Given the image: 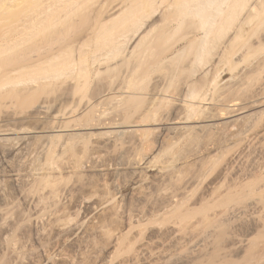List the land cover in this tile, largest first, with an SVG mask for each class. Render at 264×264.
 I'll return each mask as SVG.
<instances>
[{"label":"bare ground","instance_id":"obj_1","mask_svg":"<svg viewBox=\"0 0 264 264\" xmlns=\"http://www.w3.org/2000/svg\"><path fill=\"white\" fill-rule=\"evenodd\" d=\"M263 49L264 0H0L1 105L32 100L34 115L52 121L48 130L8 128L0 136L16 135L22 147L34 133H48L47 142L58 143L61 131L109 129L119 144L138 127L140 144L155 131L158 142L167 133L180 134V143L196 141L223 116L237 117L232 126L264 113V79H257ZM243 90L249 92L245 99ZM248 111H254L248 119L238 118ZM47 146L40 148L46 153ZM155 146L144 162L157 153ZM47 152V159L55 154ZM10 177L16 182L14 173ZM146 182L132 184L138 201L148 195ZM169 198L167 206H176ZM257 207L255 201L233 205L222 216L240 222ZM215 231L207 228L160 264H192Z\"/></svg>","mask_w":264,"mask_h":264},{"label":"rangeland","instance_id":"obj_2","mask_svg":"<svg viewBox=\"0 0 264 264\" xmlns=\"http://www.w3.org/2000/svg\"><path fill=\"white\" fill-rule=\"evenodd\" d=\"M263 68L258 80L264 79ZM245 93L238 98L249 96ZM11 101L3 100L5 106L0 101V130L52 126L34 115V101ZM260 116L250 123L240 119L236 126L230 121L237 117L223 116L212 122L218 127L181 143L180 134L168 133L158 142L155 131L140 144L138 127L129 128L134 131L119 144L109 129L61 131L58 143H48V133H34L22 147L16 135L0 136L13 139L0 141L5 152L0 153V264H160L209 227L216 230L212 244L192 264H264V113ZM44 142L46 153L40 148ZM154 145L160 154L144 162ZM48 149L55 152L54 163L45 155ZM140 178L149 185L138 201L133 185ZM170 196L178 199L176 206H167ZM250 201L258 207L244 220L222 216L230 206Z\"/></svg>","mask_w":264,"mask_h":264}]
</instances>
